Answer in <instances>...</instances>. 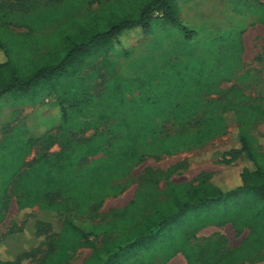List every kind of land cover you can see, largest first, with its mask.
I'll return each mask as SVG.
<instances>
[{"label":"trees","instance_id":"16d2710c","mask_svg":"<svg viewBox=\"0 0 264 264\" xmlns=\"http://www.w3.org/2000/svg\"><path fill=\"white\" fill-rule=\"evenodd\" d=\"M134 4L123 16L119 13L117 21L108 25L107 30L80 42L71 41L72 46L61 58L48 57L44 63L32 60L23 63L24 51L11 42L18 35L0 23V99L14 93L33 96L39 90H44L41 98L58 95L56 127L62 142L61 151L38 156L23 172V158L35 138L13 142L14 138L8 137L0 144V207L6 201L8 186L17 177L14 182L20 211L30 213L37 207L35 215L46 217L27 227L32 243L28 249L19 248L23 237L18 233L7 236L12 241L3 244L8 249L5 254L0 253V264H28L34 258L32 249L40 246L35 240H45L48 235L56 236L53 241L56 253L53 257L49 255L44 264H66L78 249L90 247V238L99 233L110 238L94 246L91 257L96 264H153L157 258L166 263L179 252L189 264L264 261V152L259 149L264 147V135L252 129L248 105L240 103L243 99L240 90L232 89L223 106L212 101L207 108L209 103L198 95L178 98L189 90L179 79L167 86L170 99H136L131 95L132 84L118 81L115 96L97 99L89 94L88 87L75 83L74 74L82 68L84 60L103 54L105 62V56L125 32L140 29L144 34L153 33L158 24L155 12H162L164 29L189 32L179 20L180 11L174 0H136ZM199 91L196 88L197 94ZM28 98L30 104L39 102L34 97ZM250 108L253 116H262L264 99ZM234 109L242 114L235 118L237 125L230 134L233 145L222 156L241 158L242 167L206 175L187 189L184 200L176 201V212L169 217L158 220L146 216L126 226L125 222L135 219L126 216L101 224L79 222L78 216L89 214L106 198L119 195L127 185L124 179L136 165L148 157L169 153L171 143L180 142L178 133H172L168 125L183 129L196 120L197 130L187 132L181 139L201 146L226 133L227 112ZM112 121L110 128L96 137L80 139L71 135L73 129L97 131ZM3 219L0 212V221ZM225 223H230L237 234L250 230L240 247L225 250L219 238L207 239L204 245L197 242L191 245L190 240L195 239L199 229ZM43 226L48 233H41ZM1 249L2 246L0 252ZM141 251L146 254L141 256Z\"/></svg>","mask_w":264,"mask_h":264},{"label":"rangeland","instance_id":"374dc122","mask_svg":"<svg viewBox=\"0 0 264 264\" xmlns=\"http://www.w3.org/2000/svg\"><path fill=\"white\" fill-rule=\"evenodd\" d=\"M135 2L0 0V23L18 35L11 42L24 51L21 55L23 63L29 60L44 63L48 57L54 60L61 58L72 46L71 41L80 42L96 32L107 30L108 25L117 21L116 16L119 13L120 17L123 16L122 13L135 6ZM2 3H5L3 7ZM174 3L180 11L179 20L188 33L180 28L164 29L161 25L162 12H155L158 24L153 33L144 34L140 29L125 32L105 56V62L103 54L84 60L82 68L74 74L75 83L79 87H88L89 94L97 99L115 96L117 81L132 84L131 95L136 99H170L167 86L174 79H179L182 86L189 87V90L178 98L198 95L203 102L209 103L207 108L211 107L212 101H218V106H223L232 89L240 90L243 95L240 103L248 105L246 111L249 121H253L252 129L264 135V114L257 118L250 108L257 101L263 103L264 99V0H174ZM196 88L200 90L198 94ZM213 88L219 91L213 92ZM43 91L39 90L33 96L7 94L0 99V144L8 137H13V142H25L31 137L36 140L23 158L21 172L38 156L54 155L62 150L60 131L56 127L58 95L41 98ZM28 97L39 99V102L30 104ZM236 111L227 112L226 133L214 136L201 146L181 139L186 137L187 132L197 130L196 120L183 129L168 125L172 133H178L175 135L180 142L174 140L169 153L148 157L136 165L124 179L127 182L125 189L117 196L106 198L89 214L78 216L79 222L101 224L120 217H133L135 220H128L124 224L126 226L146 216L158 220L169 217L176 212V201L184 200L187 189L206 175L242 167L241 158L234 160L230 155L222 156L233 145L230 134L237 125L235 118L242 114L238 109ZM113 123H106L97 131L73 129L71 135L80 139L96 137ZM18 127L22 130L15 131ZM259 149L264 152V147ZM16 178L8 186L6 201L0 207L4 215L0 221L2 254L8 249L3 244L12 241L7 237L11 232L23 237L19 248H30L32 243L29 242L27 227L35 225L40 218L46 219L35 215L37 207L30 213L20 211L15 193ZM249 232L246 229L237 234L230 223L210 225L199 229L195 239L190 241L191 245L194 242L204 245L207 239L219 238L225 250H233L242 245ZM41 233H48V228L41 227ZM109 238L100 233L92 236L91 246L78 249L66 264H96L91 257L94 246ZM55 240L56 236L50 235L45 240L36 239L40 246L32 249L34 258L28 264H44L49 255L53 257L56 253ZM139 254L143 256L146 251ZM153 264L189 263L186 256L179 252L166 263L157 258ZM243 264H264V261Z\"/></svg>","mask_w":264,"mask_h":264}]
</instances>
